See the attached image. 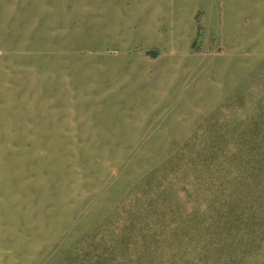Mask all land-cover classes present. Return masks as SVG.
I'll return each instance as SVG.
<instances>
[{
  "label": "rangeland",
  "instance_id": "rangeland-1",
  "mask_svg": "<svg viewBox=\"0 0 264 264\" xmlns=\"http://www.w3.org/2000/svg\"><path fill=\"white\" fill-rule=\"evenodd\" d=\"M56 2L0 0V264H264V0Z\"/></svg>",
  "mask_w": 264,
  "mask_h": 264
},
{
  "label": "bare ground",
  "instance_id": "bare-ground-1",
  "mask_svg": "<svg viewBox=\"0 0 264 264\" xmlns=\"http://www.w3.org/2000/svg\"><path fill=\"white\" fill-rule=\"evenodd\" d=\"M61 2H62V0H57V2H56V3H58L57 6H61ZM25 109L30 112L29 106H26ZM37 115L42 116L43 114L38 113ZM2 118L3 117L1 116L0 117V123H1L0 126L5 125L6 127H8L9 125L7 124V122H3V125H2V120H1ZM54 129H55V126H54ZM54 129H53V132L52 131L44 132L43 130H38L35 127V129H33V131H34V133H36L38 135H37L36 141L32 142V145H31L32 148H34L36 145H39L40 142H43L47 138L50 139V145L49 146H52L54 143L56 144L57 141L60 140V137H59V134L57 133L58 128L55 130ZM15 130L18 133H20L19 137L16 139V141L19 143L20 146L29 142L28 138L25 136L26 130L24 128L20 129L19 127H16ZM60 149L61 148L58 145L57 147H54L53 150H50V155L47 158V160L45 161V165H47L48 168H50L56 162H58L59 165H60V162H62V159H61L62 151ZM18 152H19L18 153L19 157L15 156V155H11V158L7 162L8 167H10V166L12 167V166L21 164L20 161H25L27 163L30 161H33L31 159V157L29 155H27L26 151L22 147L19 149ZM0 153L5 154L4 152H0ZM0 160H1V158H0ZM4 164L5 163L2 164L0 162V174H2L0 176V192L5 190L1 180H6V176L8 175V174H5L6 167L4 166ZM24 174H26V173L24 172ZM1 212L8 213L7 211H4L3 209H0V213ZM0 222H1V220H0Z\"/></svg>",
  "mask_w": 264,
  "mask_h": 264
}]
</instances>
